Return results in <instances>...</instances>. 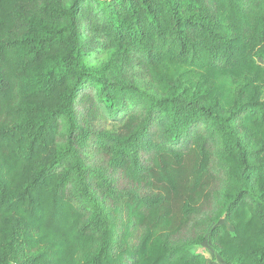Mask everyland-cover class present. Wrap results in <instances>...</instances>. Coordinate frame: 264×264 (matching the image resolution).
Returning a JSON list of instances; mask_svg holds the SVG:
<instances>
[{"label":"trees","instance_id":"obj_1","mask_svg":"<svg viewBox=\"0 0 264 264\" xmlns=\"http://www.w3.org/2000/svg\"><path fill=\"white\" fill-rule=\"evenodd\" d=\"M204 245L264 264V0H0V264Z\"/></svg>","mask_w":264,"mask_h":264},{"label":"rangeland","instance_id":"obj_2","mask_svg":"<svg viewBox=\"0 0 264 264\" xmlns=\"http://www.w3.org/2000/svg\"><path fill=\"white\" fill-rule=\"evenodd\" d=\"M101 57L97 60V58H95V56L92 58L91 62L92 64H96V63H99L101 61ZM143 82L147 83L150 81V79L145 76L143 77ZM203 248H201V251L202 252H205L206 255H208L210 257V261L212 262V264H223L221 262V260L219 259V257L216 256V254L213 252V250H210L209 246L208 245H204L202 246Z\"/></svg>","mask_w":264,"mask_h":264}]
</instances>
